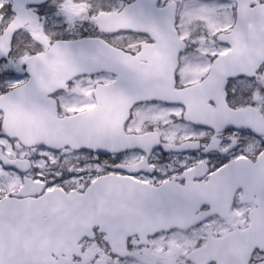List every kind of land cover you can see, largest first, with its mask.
<instances>
[{
    "label": "snow or ice",
    "instance_id": "1",
    "mask_svg": "<svg viewBox=\"0 0 264 264\" xmlns=\"http://www.w3.org/2000/svg\"><path fill=\"white\" fill-rule=\"evenodd\" d=\"M0 264H264V0H0Z\"/></svg>",
    "mask_w": 264,
    "mask_h": 264
}]
</instances>
